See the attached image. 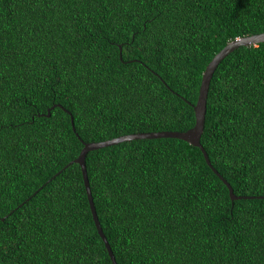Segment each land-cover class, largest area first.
Instances as JSON below:
<instances>
[{"label": "trees", "instance_id": "16d2710c", "mask_svg": "<svg viewBox=\"0 0 264 264\" xmlns=\"http://www.w3.org/2000/svg\"><path fill=\"white\" fill-rule=\"evenodd\" d=\"M261 32L264 0H0V264H114L68 164L193 127L209 62ZM201 142L247 198L180 138L88 152L118 264H264V42L218 65Z\"/></svg>", "mask_w": 264, "mask_h": 264}, {"label": "water", "instance_id": "95a60500", "mask_svg": "<svg viewBox=\"0 0 264 264\" xmlns=\"http://www.w3.org/2000/svg\"><path fill=\"white\" fill-rule=\"evenodd\" d=\"M260 42H264V32L261 33H256L253 35H247V36H242V37H236L235 39L231 40L226 44L224 48H222L209 62L207 65L206 69L203 72L202 76V82L199 90V96L197 99L196 104H194V110H195V117L196 121L193 127L189 128L186 131H170V130H163V131H147V132H137V133H130V134H124L120 135L111 139L103 140V141H97V142H84V147L82 148L79 156L72 160L68 165L72 163H78L80 164L83 172V179L91 207V211L93 214V218L97 227V230L99 234L101 235L103 241L105 242L106 248L109 252V255L113 261L114 264H118L116 260V256L112 250V247L109 243V240L104 233V230L102 228V225L100 223L98 213L96 210V205L94 202V198L92 195V189L90 185V180L88 176V170H87V165H86V156L89 151L103 148L106 146L118 144L123 141H130L133 139H139V138H160V137H175V138H180L185 141H188L190 144L200 147L201 150L204 153V156L206 158V161L208 165L212 167V169L215 171L216 174H218L223 181L226 183V185L229 188L230 196L232 200L236 199H241V198H247L248 196H239L236 195L234 192V189L232 185L228 182L227 179H225L221 173L213 166L209 155L204 148L202 142H201V137L205 129V121H206V113H207V103H208V95H209V89H210V84L211 80L213 78V75L215 73V70L217 69L218 65L220 62L232 51L237 49L238 47L244 45V46H251V45H256ZM121 48V54H122V46ZM72 123H73V128L76 130V127L74 125V120L72 118Z\"/></svg>", "mask_w": 264, "mask_h": 264}]
</instances>
